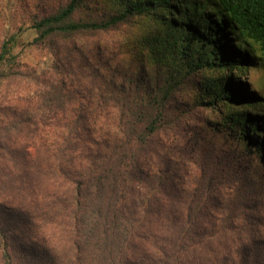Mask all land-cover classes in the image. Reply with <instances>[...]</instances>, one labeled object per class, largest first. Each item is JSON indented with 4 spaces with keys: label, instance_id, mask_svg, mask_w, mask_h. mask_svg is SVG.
<instances>
[{
    "label": "trees",
    "instance_id": "trees-1",
    "mask_svg": "<svg viewBox=\"0 0 264 264\" xmlns=\"http://www.w3.org/2000/svg\"><path fill=\"white\" fill-rule=\"evenodd\" d=\"M85 1L30 21L45 71L15 73V37L0 41V80L40 88L0 97V264H264V104L230 72L256 82L264 0H104L77 17ZM105 32L157 56L134 70L93 41Z\"/></svg>",
    "mask_w": 264,
    "mask_h": 264
},
{
    "label": "rangeland",
    "instance_id": "rangeland-1",
    "mask_svg": "<svg viewBox=\"0 0 264 264\" xmlns=\"http://www.w3.org/2000/svg\"><path fill=\"white\" fill-rule=\"evenodd\" d=\"M60 1L61 0H0V41L1 39L8 38L12 35L15 37L14 39L16 43L11 51V54L17 57L16 63L19 64L18 67L14 66L15 73H23L26 75L31 69H34V71L38 73L47 70V68L53 65L55 59L51 50L44 45H38L35 43L34 40L37 34L32 28L30 21L32 19H40L49 13L56 12ZM103 1L104 0L85 1L87 6L77 15V17L84 18L88 15L94 16V7L96 5H104L105 2ZM211 18H214V16L212 15ZM107 33L108 32L96 35L93 41L95 43H100L101 45H115L117 46V50L121 49L122 52L125 51L127 57H132L130 60L126 61L133 66L134 70H138L141 67H149V65H151V61L149 60L150 54L151 56H154L157 53L156 51L151 49V52H148L144 49L141 51L143 53L139 55V53L135 51V48H137L135 44L136 42L133 43V40H128L123 36L117 35L116 32L113 34L111 32ZM118 41L120 42L119 45L117 44ZM258 58H260L259 55L256 60H258ZM259 68L260 70L257 71L256 82H254L252 77L247 73L244 74L238 72L236 75L234 70H230L231 74H233V82L231 84L234 86V91L236 93V89L238 90V87L235 88V86L240 85L242 92L245 95L248 97L252 94H254V97L259 96L261 103L264 104V56L263 61L259 60ZM227 76L228 78H231V75L228 74ZM249 82L255 89L254 91L249 90L248 87V90L245 91L246 87L243 84H249ZM38 89L40 90L38 86H35L28 80L27 76H24V78L13 76L10 79L0 80V97L5 96L7 97V102L17 105L27 104V102L22 98L36 97ZM254 109L257 112H252L253 117H255V113H257V115L264 118V106L257 105L254 106ZM227 111L230 110L225 109V112ZM99 125L101 127V131L98 133H105L107 130H114L110 125V122L106 123V121L104 122L101 120ZM225 127L227 130L229 129V127ZM228 133H230L229 130ZM229 136L230 138L222 139V142L226 143L228 147L234 148L235 143H233L230 139H236L238 134H230ZM251 138L253 139L254 136H251ZM262 139L264 141V138Z\"/></svg>",
    "mask_w": 264,
    "mask_h": 264
}]
</instances>
